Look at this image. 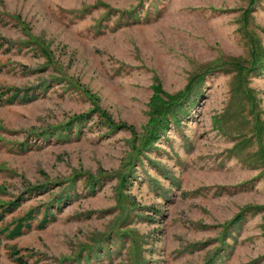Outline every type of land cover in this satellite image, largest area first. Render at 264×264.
Returning a JSON list of instances; mask_svg holds the SVG:
<instances>
[{"label":"rangeland","instance_id":"1","mask_svg":"<svg viewBox=\"0 0 264 264\" xmlns=\"http://www.w3.org/2000/svg\"><path fill=\"white\" fill-rule=\"evenodd\" d=\"M0 89V264H264V0H0Z\"/></svg>","mask_w":264,"mask_h":264},{"label":"trees","instance_id":"2","mask_svg":"<svg viewBox=\"0 0 264 264\" xmlns=\"http://www.w3.org/2000/svg\"><path fill=\"white\" fill-rule=\"evenodd\" d=\"M41 48L43 49L44 53H48V49L46 47L41 46ZM17 90V89H16ZM27 90V89H26ZM5 90L0 89V104L2 103H8V102H12L15 100L17 94V91H14L8 95L4 94ZM32 95H27L25 93V91H23L21 93L20 96H18V100H25V99H29ZM178 99V98H177ZM177 99L171 104L175 105L176 103H179V101H177ZM171 101V100H170ZM170 101H164L162 100L158 106V108L156 109V112L154 111V119L152 120L151 123L152 124V130H151V136L152 137H158L157 132H163L165 129H167L169 126L168 124H170V122H178L179 117H178V112L174 111L172 112L171 109V113L169 115V120H167L165 113L167 108H169L170 105ZM167 106V107H166ZM164 107H166L165 111H162L164 109ZM175 110V109H174ZM92 111H97L98 110H92ZM164 112V114H163ZM156 113H158V115L156 116ZM181 113V112H180ZM87 112L85 113H79V114H75L72 115L71 118H66L67 120L63 123L62 125V129L69 133L71 129V127H73V123H77V126L75 128V132L79 131V128L81 126V124L83 123L84 119L87 116ZM159 116V117H158ZM156 117V118H155ZM161 117V118H160ZM71 133V132H70ZM58 134H55L54 136H57ZM150 135V134H149ZM93 181L89 182V186L92 187L93 186ZM47 188L46 183H35V184H29L25 187V193H30L32 191L35 190H39V189H45ZM68 195L63 194V195H58L56 196L52 201L53 206L58 207L59 202L62 198H66ZM24 199L23 194L22 193H18L17 195H15L13 198H11L10 200L6 201V202H2L0 204V218L3 217L4 213L6 212H10L11 210H13L14 208H16L21 201ZM50 207L49 205L44 204L42 207V215L36 220V223L34 224L35 227L37 228H42L43 226H45V224L50 221L53 218V213L50 211ZM59 208V207H58ZM35 217V212H34V208L31 207L28 210H26L22 215L17 216L15 219H13L9 224H5V226H3L2 228H0V234L3 233L4 237L6 238H13L16 237L20 234H22L24 231H26L27 229L31 228V220ZM0 244H1V235H0ZM9 254H11L13 256V258L15 259V261H17L18 263H22L24 261V257L23 255L18 253V250L16 249L15 246H11L9 249Z\"/></svg>","mask_w":264,"mask_h":264}]
</instances>
